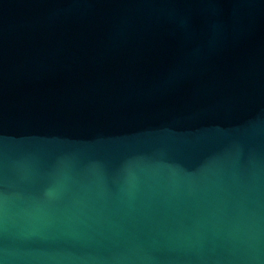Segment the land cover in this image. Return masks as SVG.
Listing matches in <instances>:
<instances>
[{
	"label": "water",
	"instance_id": "95a60500",
	"mask_svg": "<svg viewBox=\"0 0 264 264\" xmlns=\"http://www.w3.org/2000/svg\"><path fill=\"white\" fill-rule=\"evenodd\" d=\"M0 264H264V0H0Z\"/></svg>",
	"mask_w": 264,
	"mask_h": 264
}]
</instances>
